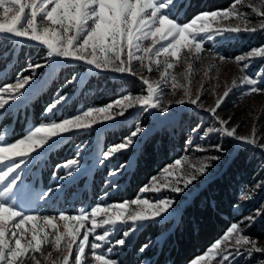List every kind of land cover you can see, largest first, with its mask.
I'll return each mask as SVG.
<instances>
[{
	"label": "snow or ice",
	"instance_id": "6c2138e0",
	"mask_svg": "<svg viewBox=\"0 0 264 264\" xmlns=\"http://www.w3.org/2000/svg\"><path fill=\"white\" fill-rule=\"evenodd\" d=\"M240 2L241 0H235L232 6L222 10L203 11L190 22L179 23V14L186 7L184 0H0V37L38 42L46 49L43 63L29 62L17 75L15 82L0 86V118H7L20 104L39 96L57 71L69 63H83L88 71L138 76L146 86L145 95H124L105 106L81 109L78 114L64 118L60 117L73 93L58 94L44 108L42 122L27 129L22 138L10 142L4 135H0V264H41L36 253L41 254L46 264H72L70 257L73 254L74 264H88L87 249L91 250L92 264H120L119 260L112 258L117 247L125 249L145 224L164 223L173 216V199L157 198L153 201L142 197L164 188H169L174 193L185 191L194 181L206 175L211 166L209 162L221 160L224 154L222 145L209 149L218 154L205 157L198 164L190 163L185 156L182 168V160L176 159L163 169L166 182L158 183L157 178L153 177L152 187H142L137 198L130 202L105 206L98 202L90 212L86 207H81L77 210V215H69L65 211H60L58 216L36 211L26 213L25 206H38L41 200H52L54 194L63 190L65 185L57 183L56 187L47 191H37L33 186L24 184L19 174L22 168L27 170L34 161L42 160L48 151L76 132L90 130L98 124L108 122L112 125L122 123L119 118L125 117L130 109L169 113L172 102H161V81L167 82L169 76L173 89L184 87V98L176 100V104L195 106L209 113L218 123V128L209 127L204 130L202 140L210 133L219 132L239 143L264 149V143L258 144L254 136H241L237 134L235 127L229 128L231 117L222 119L217 115L232 88L237 86L235 80L232 88L226 87L224 93L215 100L214 106L204 108L200 102V94L197 93L196 98H192L189 88L178 84L177 77L169 71L183 58L190 73L192 60L200 58L206 41L219 43L234 39L242 32L257 31V28L249 27L246 22L243 27L240 23L225 24L233 18L244 20V14L236 9V4ZM249 7L258 16L264 17V0H260L259 6ZM258 27L264 29V21ZM209 56L212 60H225L218 49L210 50ZM251 58H264V47L253 48L246 56L237 55L235 60L239 64ZM134 61L139 62L141 72L136 71ZM153 66L159 71L160 81H153L143 74V71L153 72ZM249 67L248 63L243 64L241 72ZM44 68L48 72L43 78H39L37 70ZM24 71H30L31 74L25 75ZM258 76L264 77V69L259 71ZM83 82V76L73 75L66 81V85L75 88ZM239 84L250 86L251 93L264 91L258 87V80L248 75H242ZM147 131L137 124L119 143L104 150L102 159L100 153H97L91 164L87 163L89 157L84 155L86 149H78L76 158L57 166L67 171L64 176L54 173V182L64 181L70 185L76 177L88 174L95 167L96 160L104 164L124 152L136 150L143 138L142 134ZM200 131V125L192 129L193 134ZM189 146H192L191 140ZM194 150L205 151L200 147ZM131 166V160L119 163L109 176L114 179ZM185 168L189 170L186 171ZM112 186L117 185L113 183ZM260 188H264V182L257 185V189ZM254 195L255 193L251 196L244 194L241 200L251 201ZM129 204L135 205V210H130ZM101 216L103 218L98 219ZM261 219H264V204L248 216L233 222L223 234L222 239L226 243L222 245L221 239H217L192 264H204L205 261L210 262L216 258H219L220 264H236L237 257L250 259L255 253L264 255V247H258L257 241L247 235L248 229ZM61 222L63 230L60 228ZM89 222L91 227L87 226ZM121 226H125L126 230H123L121 238L114 239V234L121 231ZM46 229H52L54 235H50ZM98 229L105 230L102 234H97ZM90 237L94 239L90 240ZM229 241L233 243L228 244ZM154 243L151 240L146 242L140 247V253L146 252ZM45 245L50 246L52 251L45 253ZM105 246L107 250L102 251ZM226 250L227 255L224 254ZM53 252L58 255L53 256ZM258 264H264V259L259 260Z\"/></svg>",
	"mask_w": 264,
	"mask_h": 264
},
{
	"label": "trees",
	"instance_id": "16d2710c",
	"mask_svg": "<svg viewBox=\"0 0 264 264\" xmlns=\"http://www.w3.org/2000/svg\"><path fill=\"white\" fill-rule=\"evenodd\" d=\"M233 1L184 0L186 7L179 14V21H186L202 10L225 8ZM259 36L256 32H242L237 34L236 38L222 42L221 45L224 50L231 52L236 51L237 48V50L245 49L252 37L256 39ZM45 50L41 45L14 43L7 37H0V72H3L0 75V85L13 81L16 73L20 69H25L29 62L33 64L37 60L40 61ZM40 70L38 77L43 78L48 71L45 73L44 69ZM81 70L83 67L80 64H65L39 96H34L27 103L18 106V109L5 121L0 120V127L8 124L5 136L9 139L20 137L26 120L32 126L42 121V109L51 101L53 91L58 89V92L62 93L70 88L71 86L66 85V81L75 72ZM137 86V81L125 76L114 78L107 72H90L79 87L71 90L72 99L64 109V113L76 107L89 108L101 105L119 95L133 92ZM131 118L122 123L106 126L97 132L87 130L70 135L67 140L45 154L33 184L42 188L49 187L53 182L50 178L51 166L70 157L72 146L80 139H84L87 148H92L98 143L102 149L106 144L120 141L134 127L132 121L135 118ZM183 141V131L168 133L162 129H155L140 139L137 149L128 152L131 154L132 166L117 180L121 186L112 193L109 200L122 201L134 197L137 189L150 178L151 174L164 164L178 158L185 147ZM123 155L125 157V153L118 157ZM125 159L123 158L122 161ZM251 166L252 159L247 157V149L236 148L212 177L189 190L188 194L180 196L174 214L167 222L145 224L135 233L128 246L118 255L117 260L120 264H140L143 261L145 264H187L191 258L205 251L213 240L221 236L229 223L237 221L241 216L236 210V205L249 186ZM105 167H107L106 162L101 167L92 168L87 184L79 189L77 204L85 202L83 199L94 201L102 193L99 189L104 180L102 175ZM80 184L82 185L83 182L79 181L74 188ZM247 235L264 237V219L259 220ZM158 236H160L159 240H155L146 252L140 253V247L148 238Z\"/></svg>",
	"mask_w": 264,
	"mask_h": 264
},
{
	"label": "rangeland",
	"instance_id": "374dc122",
	"mask_svg": "<svg viewBox=\"0 0 264 264\" xmlns=\"http://www.w3.org/2000/svg\"><path fill=\"white\" fill-rule=\"evenodd\" d=\"M235 3V0L230 3L229 6L225 8H229ZM260 0H241L239 4H236V9L238 12H241L244 14V20L238 21L235 18L231 19L230 21L225 22V24L231 23L232 25H235L237 23H240L241 26H244V23L246 22L249 27L257 28V31H255L259 37L256 39L252 37L248 43L245 46V49H240L236 51H230V50H224L225 48L222 47V42H225L226 40L219 41V43H215V41H206L204 45V51L201 53L199 59H193L192 60V70L189 73L188 72V65L184 62V59L181 58L180 62L177 63L173 69L169 70L172 75H175L177 77V82L180 85L187 86L191 92L192 98H196L197 93L200 94V102L204 105V108H209L215 105V100L224 93L225 88H232V83L235 80L236 81V87L232 88L229 96L226 98L224 104L222 105L221 109L218 110L217 115L222 119H229L231 117L229 122V128L235 127L237 129V134L241 136H249V137H255L259 143H264V91L257 92V93H251L250 92V86L248 85H240L239 84V78L242 75H248L250 78H255L258 80V87L261 89H264V77L258 76V73L261 69H264V58H251L246 59L244 61L239 62V64L236 62L235 57L237 55H245L253 48L257 47H264V29H259V24L261 21H264V17L258 16L256 13L252 11V9L249 7V5H257L259 6ZM225 8H216L213 10H204V11H215V10H222ZM264 10V9H262ZM203 12V10H202ZM201 12H198L191 17L188 18L186 21H179V23H187L190 22L195 15H198ZM6 37V36H5ZM9 38V37H7ZM11 39V38H9ZM14 43L20 42L23 44H35L39 45L38 42H32V41H24L22 39L13 40ZM150 42V41H149ZM146 42V43H149ZM45 49V48H44ZM212 49H218L219 53L222 54L225 57V60L223 62L217 60H212L209 56V51ZM46 55L43 54L40 57V61H35L33 64L40 62L43 63V58ZM134 67L137 72H141L142 70L139 67V62L134 61ZM248 63L250 67L243 72H241V69L243 67V64ZM69 64H75V63H69ZM83 70L75 72L73 75H81L84 78L90 73V72H101L99 70L96 71H88L87 66H85L83 63H79ZM151 73H148L146 71H143L144 75H147L151 80L153 81H160V75L159 71L155 70ZM6 70V68L4 69ZM3 70V71H4ZM24 69H20L18 73H16V76L14 77V80L7 83H13L15 82V79L19 73ZM163 70V65L160 67V71ZM41 70H37V75L40 73ZM45 73L48 71L47 68H44ZM3 72H0V75ZM104 73V72H103ZM109 76H112L114 78L119 77H128L130 79H134L137 81V88L133 92H127L122 95H119V97H115L111 100L106 101L105 103L93 106V107H102L107 105L108 103L114 102L118 98H122L124 95L131 94L133 96L135 95H145L146 94V86L143 85L142 81L139 79L138 76H131L128 74H115L111 72H107ZM185 73H187V78H185ZM25 75H30V71L23 72ZM72 75V76H73ZM71 76V77H72ZM71 79V78H70ZM69 79V80H70ZM6 84V83H4ZM3 86V85H0ZM64 87V86H63ZM76 88V87H75ZM161 88L163 90V95L161 98L162 103H168L171 101L172 103L169 105L170 111L169 113H161L158 112V110H151L150 112H143V111H137L136 109H130L126 113L125 117L119 118L122 121L132 119L131 117L135 118L133 119L132 123H134V127L137 124L140 126L146 128L148 131L143 135L145 137L148 135L151 131L162 129L164 131H167L168 133H172L173 131L178 132V130L183 131L184 134V141L183 145L184 150L182 153L178 156L176 159L182 160V168H184L183 165V158L185 156L188 157V160L192 164H198L200 161L204 160L205 157L217 155L218 153L215 151H210L209 149H213L215 145H222L224 149V154H222V158L219 161L215 162H209L211 166L208 169V172L205 176L200 177L197 181H194L192 185H189L185 191L181 193H174L171 192L169 188H164L160 192H149L144 195L142 198H148L150 200H155L157 198H171L175 201L174 209L179 203L180 196L183 194H188L189 190L194 189L195 186L198 184L207 181L210 177H212L213 174L218 171L220 166L227 161V159L236 151V148L238 147H244L247 149V157H251L252 159V166H251V177L249 181V186L246 189V191L241 195V197L244 194L248 195H254V199L248 202H242L241 197L240 201L236 205V210L240 212L241 216L238 220H240L242 217L248 216L251 212L258 209L260 205L264 204V188L257 189V185L261 182H264V149H260L257 146H250L247 144L239 143L235 141L233 138L227 137L222 135L219 132L210 133L209 136L206 139H201V136L204 135V130L208 129L209 127H219L218 123L210 116L209 113L196 108L195 106H192L190 104H176L175 101L179 99L184 98V87H176L173 89L171 87V76H169L167 82L161 81ZM73 87H70L66 89V91L60 93L58 92V89H55L52 94V99L49 103L53 102L55 98H57L58 94H65V93H72L71 90H73ZM23 104V103H22ZM21 105V104H20ZM19 105V106H20ZM46 106H44L45 108ZM44 108L42 109V113L44 111ZM87 110V108H81L76 107V109L67 111L63 113L64 117H70L72 115L78 114V110ZM16 109H13L8 116V118L14 113ZM118 111V109H117ZM185 114V116H183ZM28 116V115H27ZM7 118H0L1 121H5ZM42 121H40L38 124L34 126H38ZM46 122V121H45ZM111 122H108V124H98L93 127V129H90V131L95 130L96 132L101 130L102 128H106V126H111ZM197 125L201 126V131L193 134L192 129L196 128ZM33 127L30 122L26 120V123L24 124V128L22 130V134H20V137H17L15 139H9L5 136L6 130L8 128V124H5L4 126L0 127V135H4L7 140L10 142H14L16 139L22 138L23 135H25L26 130ZM132 129V130H133ZM87 131V130H86ZM89 131V130H88ZM84 132V131H79ZM77 133V132H76ZM129 134V133H128ZM127 134V135H128ZM126 135V136H127ZM125 137V136H124ZM122 137V138H124ZM121 138V140H122ZM96 139V137H95ZM94 139V140H95ZM120 140V141H121ZM192 141V146H189V141ZM112 144H106L104 149L101 148V146L97 143V145H94L92 148H87V143L84 142V139H80L77 144L72 146V150H70V157L65 158L62 161H59L55 163L53 166H51V175L50 178L53 180L52 183H50V186L47 188H42L38 185L33 184V181L36 179L37 172L39 171V167L42 166L41 162L42 160H36L30 165L27 170L21 169L20 175L23 178V182L26 185L33 186L37 191H47L49 188L56 187L57 183L64 184L63 190L58 191L56 194H54V198L52 200H49L45 202L44 200H41L39 202V205H31V206H25L26 213L28 211H36L41 214H47V215H57L60 211H65L66 214L69 215H77L78 209L81 207H86V209L90 212L91 208L94 207L98 202H102V206H105L107 204H120L124 201H131L140 194V189L144 186L152 187V178L156 177L158 183H164L165 177L163 174V169L168 166L169 164H172L175 162V160L168 162L164 164L160 169H158L155 173L151 174L150 178L142 184L137 190V194L132 198H125L122 201H111L109 200L112 196V193H114L115 190H117L121 185V183L117 182V180L122 177V175L115 177L112 179L109 176V173L113 171L114 166H118L119 163L126 162L128 160H131V154L128 152L125 153V157H117L113 161L106 162L105 172L103 171V182L101 184V187L99 191L102 193L99 194L94 201H90L88 199H83L85 202H78V194L79 189L84 186V184H87L89 179V173L86 175H80L76 177L74 183L67 185L64 181H55L53 179V174L56 173L57 176H64L66 173V169L58 168V165H61L68 161L69 159L76 158L78 149H86L84 152V155L86 157H89L87 160V163L91 164L93 159H96V154L100 153V158L102 159V152L106 150L109 146H112L116 143ZM200 147L204 148L205 151H195L194 149ZM127 156V157H126ZM123 158H126L125 161H122ZM132 162V161H131ZM105 165L100 164L99 160H96V167H101ZM184 170L188 171L189 169L185 168ZM180 173H174V175H179ZM35 178V179H34ZM82 179V180H81ZM81 181L83 184L78 187H75L78 182ZM107 181V182H106ZM113 183L117 185L116 187H113ZM182 186V185H181ZM107 193V195H105ZM184 195V196H185ZM77 196V197H76ZM254 201V202H253ZM253 202V203H252ZM252 203V205H251ZM135 205L129 204L130 210H135ZM115 209H113L114 211ZM103 218L102 216L98 219ZM237 220V221H238ZM236 222V221H234ZM233 222L229 223L228 226L225 228L224 232L219 236L217 239H221L222 245H224L226 242L223 241V234L226 232L228 227ZM30 227V225H28ZM88 227H91V223L87 225ZM130 226V225H129ZM60 228L63 230L62 222L60 223ZM103 230L105 229H98L97 234H102ZM123 230H126L125 226H121V231L114 234V239H119L122 237ZM250 229H248L247 233ZM46 231L50 235H54V232L52 229H46ZM160 236L148 238L146 242L148 241H155L159 240ZM252 239H255L257 241L258 247H264V237H250ZM94 239V237H90V240ZM213 240L210 243V246L217 240ZM132 240V239H131ZM131 242V241H130ZM129 242V243H130ZM128 243V244H129ZM228 244H232V241L227 242ZM144 245V244H143ZM209 246V247H210ZM208 247V248H209ZM207 248V249H208ZM207 249L193 258L187 263L192 264V261L195 260L197 257L202 256ZM107 246L102 251H106ZM124 250V249H123ZM119 247L116 248V252L113 255L112 258L117 259L118 255L122 253V251ZM52 251L51 247L48 245L44 246V252H50ZM88 255L86 259L88 260V264H92V258H91V250L87 249ZM225 255L228 254V251L226 250ZM38 259H40L41 264H46V262L43 260V257L40 253L35 254ZM58 255V253L53 252V256ZM264 259V255H261L260 253H255L252 255V257L246 258V257H237L236 258V264H258L259 260ZM70 260L72 264H74V254L72 257H70ZM30 264V262H29ZM140 264H145V261L141 262ZM204 264H220L219 258L214 259L213 261H205Z\"/></svg>",
	"mask_w": 264,
	"mask_h": 264
}]
</instances>
